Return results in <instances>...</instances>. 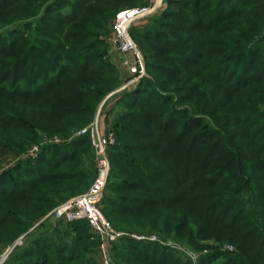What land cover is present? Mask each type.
<instances>
[{
	"label": "trees",
	"instance_id": "trees-1",
	"mask_svg": "<svg viewBox=\"0 0 264 264\" xmlns=\"http://www.w3.org/2000/svg\"><path fill=\"white\" fill-rule=\"evenodd\" d=\"M164 1L143 27H131L150 76L117 99L102 210L118 228L178 230L197 247L201 236L234 244L236 252L204 256L225 259L216 264H264V0ZM142 3L0 0V18L35 19L0 31L1 150L26 151L40 129L69 134L90 122L119 82L101 60L108 20ZM88 143L78 134L0 174L1 245L89 187ZM64 222L31 234L10 264H99L87 254L99 242L88 221ZM113 250L120 264H190L155 242L125 238Z\"/></svg>",
	"mask_w": 264,
	"mask_h": 264
},
{
	"label": "rangeland",
	"instance_id": "rangeland-1",
	"mask_svg": "<svg viewBox=\"0 0 264 264\" xmlns=\"http://www.w3.org/2000/svg\"><path fill=\"white\" fill-rule=\"evenodd\" d=\"M157 2H159V6L151 13L139 18L138 20H135L132 24L135 25L136 27H143L146 23L149 22V20L156 14H158L165 6V1L164 0H144V3L142 4H138V5H123L121 6L116 13L111 17V19L108 20V23L106 25V27H108V31H104L103 32V36L102 38L105 41V46L103 49H101V60L106 61L108 63H111L112 65H114L116 67L117 73H116V77L118 79V85L115 86L114 88L110 89L108 92H106L104 94V96L102 97L101 101L99 102L96 112L93 116V118L90 120V122H88L86 125L81 126V127H73L71 132L69 134H59L58 133H48L42 129H40V134L41 137L38 141L34 142L31 144L30 147H28V149L26 151H22V152H17L15 151L14 148H9L6 151L1 150L0 148V174L2 173H13V169L15 168V166L17 165L18 162L20 161H26V162H34V159L39 157L40 152L42 151V149L44 148V146H48L50 144H65V143H69L73 140H75L76 138H78V134L79 131H81V129L85 128L86 126H88L89 124H91L92 122H94L95 120H98L100 128L102 133L106 134L108 132H112L115 138V142L108 148V157L110 160V165L112 168V159L109 155V150L112 146H114L116 144V140H117V133H116V129L114 127V118L116 115V112L119 111V107H117V99L120 95H122L123 92L127 91V90H131L136 88L137 84L141 81V79L145 76H150L148 70H147V66H146V56L144 51L142 50L140 44L138 43V41L136 40V38L133 36V38L136 40V42L138 43V46L141 50V52L144 55V61H145V68H144V72L142 75H136L134 73H132L130 71V66L129 63L131 61V57L126 54L121 52L114 44L112 35H113V31H114V20L116 17L117 12H119L122 9L125 8H129V7H136V6H144V5H148L150 4L152 5H156ZM40 15V14H39ZM20 16L19 15H13V17H11V15H5L3 17L0 18V31L11 27L13 25H16L19 21H23V20H35L34 17L32 18H28V19H23L19 20ZM131 26V27H132ZM33 29L29 28L28 30H26L25 35L27 33H32ZM263 33V32H261ZM90 46V44H89ZM88 50H86L87 53H92L94 51H98V49L95 48H87ZM174 101H176V99H174ZM180 107L184 108L186 105L180 103ZM260 108L264 110V101L259 103ZM188 106V105H187ZM191 111L192 113H195V110L193 107H191ZM208 118L209 121H211L212 118H214L213 116H206ZM88 135V134H86ZM91 139V138H90ZM83 152V156H85L86 161L88 164L91 163L92 160V165L94 166L95 169V176L93 178V180L90 182V185L92 184V182L94 181L96 174H97V168H96V154H95V150L93 148V146H91L89 143L88 145L81 150ZM111 172V169H110ZM110 177V174H109ZM109 181V179H108ZM89 185V187H90ZM89 187L84 190L82 193L86 192ZM107 191V186L104 192V195ZM81 193V194H82ZM78 196V195H76ZM104 198V196H103ZM103 200V199H102ZM62 203V202H61ZM101 207L103 208V202H101ZM48 218V219H47ZM45 218H41L42 220L45 219L46 221L42 224V220L38 219L34 222V224L30 227V229L28 231H26L23 234H27L24 242L22 245L18 246V247H22L25 245L27 238L30 237L31 234L33 233H38L41 231H45V232H53V228H55L56 226H59L60 228L65 229L68 224L66 222H61V221H57V220H53L50 217ZM44 221V220H43ZM111 225L120 231L129 233L130 235H126L121 239H118L117 241H115L114 243H111L110 246V257H111V261L112 264H120V262H123L121 259H117L115 252L113 250V246L116 243H120L122 241V239L125 238H130L133 239L135 241H140V242H155L158 243L160 246H164L166 248H168L172 254L181 262H189L190 264H216L218 262H224L225 259L223 257H218L215 261H208L206 260L204 257L207 254H210V252L214 249H219L221 251H231V252H236L237 248L234 244L230 243V242H222L219 240H216L214 238H211L209 236H201L199 239V246L197 247L195 244H193L192 242H188L186 239H182L180 237H178V230L175 231H151L149 229L144 230V231H138V230H128V229H124V228H118L114 223L110 222ZM92 232V230H90ZM93 233V232H92ZM21 234V235H23ZM95 238V241L98 240L99 242H97V246H92V244L88 243V247L94 248V250H89L87 252L88 255H91L95 261L99 264H102L101 261V255H100V239L99 237L93 233ZM131 234L133 235H146L149 237L152 236H156V240L155 241H150L149 239H145V240H138L135 237H131ZM20 235V236H21ZM19 236V237H20ZM19 237L15 238L13 241L11 242H7L6 244H0V252H2L6 247H8L9 245L13 244ZM16 247V249L18 248ZM15 249V250H16ZM14 250V251H15ZM92 252V253H91ZM14 253V252H13ZM12 253V254H13ZM195 256H192V255ZM12 257V256H11ZM10 259L8 260L7 264H10Z\"/></svg>",
	"mask_w": 264,
	"mask_h": 264
},
{
	"label": "built area",
	"instance_id": "built-area-1",
	"mask_svg": "<svg viewBox=\"0 0 264 264\" xmlns=\"http://www.w3.org/2000/svg\"><path fill=\"white\" fill-rule=\"evenodd\" d=\"M159 4L157 2L156 5L152 6L148 4L122 9L117 12L114 20L112 35L114 44L121 52L131 57L129 63L130 71L138 76L144 72L145 61L138 43L132 36L131 26L135 20L153 12ZM79 134H88L91 138V144L96 154V177L86 192L60 203L47 216L57 221L87 220L92 232L100 239L99 251L102 264H112L110 257L111 243L126 235H130L115 229L101 207L111 169L107 151L115 142V138L112 132L102 133L98 120L81 129ZM26 235H21L13 244L0 252V264H7L16 247L23 244ZM131 237H135L138 240L149 239L150 241H155L157 238L156 236L149 237L133 234H131ZM192 256L195 255L193 254Z\"/></svg>",
	"mask_w": 264,
	"mask_h": 264
}]
</instances>
